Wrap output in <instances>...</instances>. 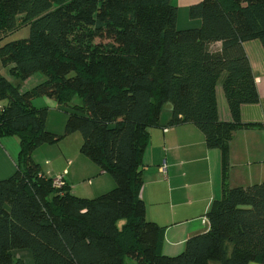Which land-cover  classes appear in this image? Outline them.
I'll list each match as a JSON object with an SVG mask.
<instances>
[{"label":"trees","instance_id":"trees-1","mask_svg":"<svg viewBox=\"0 0 264 264\" xmlns=\"http://www.w3.org/2000/svg\"><path fill=\"white\" fill-rule=\"evenodd\" d=\"M189 11L200 27L179 29L172 0H0V43L30 26L28 37L0 44L3 67L21 80L45 76L21 91L0 72V136L20 141L16 172L0 180V264H25L13 254L19 249L30 250L34 264H264V182H227L234 132L264 130L241 121V106L260 101L244 43L264 46V0H201ZM220 83L231 122L220 118ZM38 97L68 112L64 135L46 129L48 107L36 106ZM168 103L171 125H196L223 159L208 230L173 257L160 252L163 227L147 219L141 197L150 128ZM74 132L113 189L80 197L42 173L33 151Z\"/></svg>","mask_w":264,"mask_h":264},{"label":"crops","instance_id":"crops-1","mask_svg":"<svg viewBox=\"0 0 264 264\" xmlns=\"http://www.w3.org/2000/svg\"><path fill=\"white\" fill-rule=\"evenodd\" d=\"M199 1L172 0L178 7L179 29L201 26V20L193 19L189 14L190 6ZM215 47L220 48L221 43L218 42ZM244 48L255 75L260 101L241 106V121L264 123V46L261 40L253 39L246 41ZM5 68L8 67H3L0 61V72ZM43 79H36V82ZM217 98L220 118L227 122L233 121L221 83L217 87ZM34 103L38 107H48L46 129L64 135L68 112L49 97H38ZM0 106L3 107V102H0ZM172 118L173 108L168 103L162 110L160 125L150 128V142L143 156L144 184L141 189L147 219L163 227L160 252L170 257L183 252L188 238L208 230L209 221L204 215L211 209L213 202L221 198L223 191L221 150L209 148L204 133L196 125L188 123L173 126ZM77 133L65 135L54 144L37 147L32 156L45 175L64 176L62 188L68 186L72 193L80 197L98 196L114 186L115 181L81 149H77L83 140ZM19 155L20 141L17 136H0V180L16 172ZM164 160L167 164L166 174L160 171ZM227 176L231 187L264 182L263 129L249 127L234 132L229 143ZM15 251L18 250L13 251L14 256L22 258ZM30 252L26 254L31 257ZM249 264L263 263L254 261Z\"/></svg>","mask_w":264,"mask_h":264},{"label":"rangeland","instance_id":"rangeland-1","mask_svg":"<svg viewBox=\"0 0 264 264\" xmlns=\"http://www.w3.org/2000/svg\"><path fill=\"white\" fill-rule=\"evenodd\" d=\"M29 34H30V26L29 25L23 26L20 29H18L17 31H14V32L10 33L6 38H4L1 41L0 44H4V43H6L8 41H12V40L20 39V38H26V37L29 36ZM1 73L4 76H6L8 79H10L12 82L19 83L21 91H27V90L31 89L32 87H34L35 85H37L39 82H36V79H40V80L42 78L45 79V76L42 73L38 72V73L33 74L31 77H29V78H27L25 80H21V79H18L16 76H14L10 72L9 67L5 68V70L1 71ZM74 102L75 103H79V104L83 103L81 97H76L74 99ZM77 134H79V136H81V138L83 139V137H82L80 132H78ZM82 143H83V140L81 142V145H82ZM81 145L80 146L77 145V149L78 150L81 149ZM113 185L114 186H112L111 188H107L106 190H104V192H107V191L113 189L116 186V182H114ZM104 192H102V193H104ZM27 251L30 252L28 249H20L18 251H15V254L20 256V257H22V258H24L26 264H34V262L32 261V259H33L32 253L30 252V254H31V257H30L29 254H26ZM30 259H31V262H29ZM213 262H217V261H213ZM127 263L128 264H135V260L132 259V258H128L127 259Z\"/></svg>","mask_w":264,"mask_h":264},{"label":"built area","instance_id":"built-area-1","mask_svg":"<svg viewBox=\"0 0 264 264\" xmlns=\"http://www.w3.org/2000/svg\"><path fill=\"white\" fill-rule=\"evenodd\" d=\"M0 109H2V107L0 106ZM160 171L163 174H166L167 172V164L166 161L164 160L163 164L160 166ZM53 184L58 187V188H62L63 184H64V176L63 175H59L57 177H53Z\"/></svg>","mask_w":264,"mask_h":264}]
</instances>
